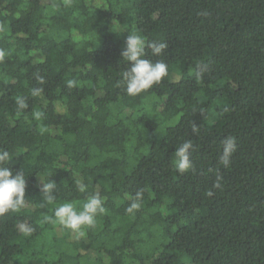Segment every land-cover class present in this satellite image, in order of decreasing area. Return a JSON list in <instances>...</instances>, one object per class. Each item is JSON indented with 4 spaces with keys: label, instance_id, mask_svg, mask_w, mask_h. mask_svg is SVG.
I'll use <instances>...</instances> for the list:
<instances>
[{
    "label": "trees",
    "instance_id": "1",
    "mask_svg": "<svg viewBox=\"0 0 264 264\" xmlns=\"http://www.w3.org/2000/svg\"><path fill=\"white\" fill-rule=\"evenodd\" d=\"M133 33L168 45L146 49L169 75L137 96L122 83ZM0 51V149L26 180L25 206L0 216V264H264V0H0ZM185 140L192 169L179 174ZM93 194L106 211L84 236L54 222Z\"/></svg>",
    "mask_w": 264,
    "mask_h": 264
},
{
    "label": "clouds",
    "instance_id": "2",
    "mask_svg": "<svg viewBox=\"0 0 264 264\" xmlns=\"http://www.w3.org/2000/svg\"><path fill=\"white\" fill-rule=\"evenodd\" d=\"M168 45L166 42H147L141 35L137 33L129 34L125 40V47L121 52L123 60L127 63L126 69L122 74V83L124 89L129 96H137L142 91L151 89L154 85H159L165 77L169 75L168 65L163 60L152 61L146 58V49L151 50L152 55L159 56ZM5 53L0 51V59ZM205 71L204 67H198L196 70L197 78H201ZM42 80V78H40ZM68 87H74L75 82L69 80ZM40 89H34L32 94L37 95ZM18 108L23 110L27 107L24 98H17ZM42 112L36 111L33 114L34 119L40 120ZM45 129H41V132ZM193 133H198L199 129L194 124L192 127ZM222 151L220 155V163L224 167H228L230 157L236 150L235 137L227 136L221 141ZM194 148L192 140H185L174 151V164L176 171L179 174H184L192 169L190 160V151ZM13 155L5 149H0V216L8 212H19L25 206V191L26 180L22 172L13 171L9 167ZM211 171V169H210ZM223 177L217 175L213 188L219 189L222 187L221 181ZM40 191L44 196L45 202L51 203L55 196L52 191L56 189L55 181L48 177V182L40 181ZM77 190L84 193L87 190V185L83 182L77 183ZM214 193L210 189L206 192L207 196H212ZM142 191L135 193V198L132 200L126 212L134 214L140 208V200L142 199ZM104 200L99 194L89 196L77 210L76 205L72 202H65L55 207L53 210L54 222L64 228L70 229L76 234V237L85 235L82 231L83 226H92L95 223V218L98 214L105 213ZM45 220H52L53 217L46 216ZM19 231L28 236L34 231V228L28 223H20Z\"/></svg>",
    "mask_w": 264,
    "mask_h": 264
},
{
    "label": "rangeland",
    "instance_id": "3",
    "mask_svg": "<svg viewBox=\"0 0 264 264\" xmlns=\"http://www.w3.org/2000/svg\"><path fill=\"white\" fill-rule=\"evenodd\" d=\"M176 120H177V117H175V118L170 122V124L175 123Z\"/></svg>",
    "mask_w": 264,
    "mask_h": 264
}]
</instances>
